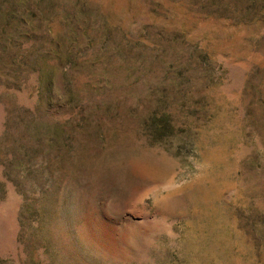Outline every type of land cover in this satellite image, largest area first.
<instances>
[{"label": "rangeland", "instance_id": "rangeland-1", "mask_svg": "<svg viewBox=\"0 0 264 264\" xmlns=\"http://www.w3.org/2000/svg\"><path fill=\"white\" fill-rule=\"evenodd\" d=\"M0 264H264V0H0Z\"/></svg>", "mask_w": 264, "mask_h": 264}]
</instances>
